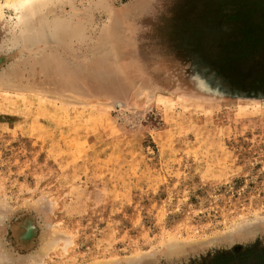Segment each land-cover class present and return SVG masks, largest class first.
<instances>
[{"label":"rangeland","instance_id":"rangeland-1","mask_svg":"<svg viewBox=\"0 0 264 264\" xmlns=\"http://www.w3.org/2000/svg\"><path fill=\"white\" fill-rule=\"evenodd\" d=\"M249 1H56L40 30L4 10L0 264H264V102L178 98L137 62L220 43L216 18L247 21L245 72Z\"/></svg>","mask_w":264,"mask_h":264},{"label":"water","instance_id":"water-1","mask_svg":"<svg viewBox=\"0 0 264 264\" xmlns=\"http://www.w3.org/2000/svg\"><path fill=\"white\" fill-rule=\"evenodd\" d=\"M203 19L201 23L208 24V20ZM211 22L223 35L220 43L213 40L206 49L202 48L201 44H191L175 56H153L144 63L138 60L137 62L140 63L138 66L142 67L145 73L148 71L163 76L166 83L170 84V89L166 91L178 98L212 104L264 102V78L260 82L256 77L254 78L264 52L253 58L255 65L252 68L246 67L245 72L241 67L242 62L233 61L234 56L227 52L231 45L238 47V43L242 41L236 33L247 27V21L245 23L236 20L227 23L212 18ZM207 36L210 34L203 32L199 41H203ZM214 50L220 52L224 64L213 60ZM236 51L241 52V50ZM119 102L121 106L116 105V107L123 106V102Z\"/></svg>","mask_w":264,"mask_h":264},{"label":"bare ground","instance_id":"bare-ground-1","mask_svg":"<svg viewBox=\"0 0 264 264\" xmlns=\"http://www.w3.org/2000/svg\"><path fill=\"white\" fill-rule=\"evenodd\" d=\"M56 1L67 0H0V15H4L5 9L15 11L18 16V26L38 27L40 30L48 21L43 17L44 11L50 8Z\"/></svg>","mask_w":264,"mask_h":264},{"label":"flooded vegetation","instance_id":"flooded-vegetation-1","mask_svg":"<svg viewBox=\"0 0 264 264\" xmlns=\"http://www.w3.org/2000/svg\"><path fill=\"white\" fill-rule=\"evenodd\" d=\"M249 4L252 7H256V8H253L252 13L256 14L257 11L260 10L261 12H259V13L264 15V0H262V1L261 0L260 1L251 0V1H249Z\"/></svg>","mask_w":264,"mask_h":264}]
</instances>
